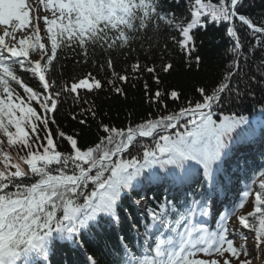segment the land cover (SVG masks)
<instances>
[{"label": "snow or ice", "instance_id": "snow-or-ice-1", "mask_svg": "<svg viewBox=\"0 0 264 264\" xmlns=\"http://www.w3.org/2000/svg\"><path fill=\"white\" fill-rule=\"evenodd\" d=\"M40 2L50 16L0 0V264H251L236 241L242 228L264 245V160L242 168L238 153L264 143V11L253 17L255 0H184L182 14L181 0ZM210 26L231 58L188 95L170 78L200 72L193 53ZM69 52L78 75H66ZM141 81L153 111L125 128L99 119L97 97L126 99ZM64 106L81 126L98 121L91 145L64 131Z\"/></svg>", "mask_w": 264, "mask_h": 264}, {"label": "trees", "instance_id": "trees-1", "mask_svg": "<svg viewBox=\"0 0 264 264\" xmlns=\"http://www.w3.org/2000/svg\"><path fill=\"white\" fill-rule=\"evenodd\" d=\"M171 2V0H169ZM184 0H181V5L176 6V11L178 14H182L186 11L183 6ZM264 11V8L260 7V0H255L253 9L251 13L253 17H257L258 14ZM231 41L225 35V30L222 27H209L207 32L201 31L198 34L196 40V51L193 53V57L200 56L202 59V66L199 73H185L177 72L173 77L170 78V83L180 86L186 94H192V86L195 83L211 84L216 80L224 71L226 64L230 61V48ZM69 59L66 61L67 69L66 75L73 74V68H76V73L79 74L80 66L73 64L71 59V53H68ZM144 57L141 56V61L143 62ZM256 63H259V52L256 56ZM245 71L255 74V69L249 65L245 67ZM147 78V74H145ZM151 84V81H149ZM143 81L137 86V88H132L125 85L127 90V98L117 96L115 94H101L96 98L95 103L99 106L98 116L100 120H103L104 123L110 124L112 126L125 128L129 123L139 122L143 120L147 114L153 111L152 108H149L148 105L144 102L143 99ZM169 107L172 108L175 105L172 101H168ZM78 109H70L68 106L61 108L60 114L56 119L60 122L64 131L72 134L75 132H81L82 136L79 140L81 146L91 145L97 138L98 121H93L89 119L87 126H81L77 121H73L67 116V113ZM239 111V109H236ZM258 111V106L256 109H253L251 104H247V110H244L242 114L249 116L250 118L256 116ZM131 114V115H129ZM66 144L61 145L62 150L67 149ZM5 150L9 151L12 155H15L14 149H8L5 144ZM238 155L241 157V160H245L244 151H240ZM240 160V162H241ZM158 195L156 192L147 193V198L149 200L153 199ZM130 211L135 212V209L132 208Z\"/></svg>", "mask_w": 264, "mask_h": 264}, {"label": "rangeland", "instance_id": "rangeland-1", "mask_svg": "<svg viewBox=\"0 0 264 264\" xmlns=\"http://www.w3.org/2000/svg\"><path fill=\"white\" fill-rule=\"evenodd\" d=\"M30 3H31V6H32V9H31V16H35V15H39L40 17H43L44 15H51L50 12L46 11L44 9V6L43 4H40V2H32V0H30ZM41 23V29L42 30H46L44 27V24H43V21L42 19L40 20ZM17 36L19 37V33H17ZM8 42H12L11 41V38H7ZM254 210V207H250L249 206V211H252ZM241 233H242V236H238L237 238V241H236V244L239 245V244H245L246 242L249 243L250 245V254L249 256L245 257V256H241L240 259H248L251 261V264H264V245L260 247V250L257 251L254 247V244H255V241H254V232H246L245 230L241 229ZM243 237H246L247 239L243 238ZM227 255V254H226ZM198 258H203V259H211V258H218V257H202V256H199Z\"/></svg>", "mask_w": 264, "mask_h": 264}]
</instances>
